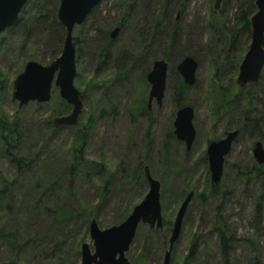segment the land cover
Masks as SVG:
<instances>
[{"label":"rangeland","instance_id":"obj_1","mask_svg":"<svg viewBox=\"0 0 264 264\" xmlns=\"http://www.w3.org/2000/svg\"><path fill=\"white\" fill-rule=\"evenodd\" d=\"M162 2L103 0L82 25L74 28L72 36L77 45L74 87L83 94L82 112L74 127L52 129L49 124L71 111L58 96L57 88H52L51 99L45 104L30 103L18 108L11 100L12 82L27 62L46 66L60 54L64 31L54 36L52 30L54 22L58 24L59 0H29L16 28L0 36V89L5 88V95H0V119L16 121L23 133V152L42 160L34 173L49 177L44 186L48 179L58 184L48 201L41 203L39 215L54 219L48 222L21 221L20 215L38 199L30 189L32 170L15 183L18 193L25 197V204L10 216L6 210L0 211V227L3 231L16 230L22 247L2 250L0 264H80V246L87 244L92 252V242L88 226L72 215L70 209L93 207L97 214L89 221L95 220L99 229L104 230L114 226L125 212L129 215L146 195L148 185L138 181L131 189L108 187L101 204L100 188L105 177L93 175L89 179L78 178L73 194L68 193L63 172L68 161L76 162L80 156L70 150L81 142L84 159L105 164L107 174L112 176L110 183L115 184L122 174L128 176L138 168L142 175L143 167H148L161 184L163 222L173 225L180 204L189 192L194 193L170 264H223L214 230L217 208L230 240L228 264H264L262 178L256 173L258 164L251 152L256 142L264 147V139L246 135L233 143L224 160L218 198L208 196L210 180L207 158L204 159L207 145L240 125L246 111L260 121L264 133V70L262 79L252 86L241 89L235 84L238 66L250 44V36L246 35L239 40L240 51L230 55L236 69L220 68L224 43H218L211 31L212 24L220 22L218 11L213 10L214 0H167L162 21L169 27L177 20L178 30L177 42L169 50L167 38L145 37L144 31L151 28ZM235 2H221L227 19L232 17ZM115 28L120 32L110 39L109 34ZM52 54L55 56L51 58ZM186 56H194L198 65L195 84L186 86L181 101L183 106L193 109L195 139L189 150L173 135L177 110L171 96L177 82L176 65ZM156 60L168 63L164 98L160 106L152 103L149 117L140 116L137 111L146 106L148 96V84L144 86L143 80ZM219 87H229L231 100L234 96L236 99L219 106ZM62 103L68 110L64 111ZM261 172L264 176V165ZM0 173L8 176L10 171L3 165ZM183 190L185 195L178 201L177 195ZM201 194L205 195L202 199ZM44 202L51 213H46ZM169 236L165 241L161 232L141 225L125 257L130 264H162ZM193 237L197 239L196 254L186 261Z\"/></svg>","mask_w":264,"mask_h":264},{"label":"water","instance_id":"obj_2","mask_svg":"<svg viewBox=\"0 0 264 264\" xmlns=\"http://www.w3.org/2000/svg\"><path fill=\"white\" fill-rule=\"evenodd\" d=\"M103 0H59L56 21L64 31V38L60 54L48 65L37 62H27L21 73L12 82L11 100L22 108L30 103L45 104L51 99L52 88L58 89V96L71 111L67 116L54 118L55 128L74 127L78 123L82 112V99L74 87L76 77V42L72 36L76 26L82 25L90 13ZM29 0H0V36L9 31L19 18V15ZM222 0H214L213 10L221 7ZM255 13L250 18V44L239 66L235 84L244 89L254 85L264 70V0L255 1ZM119 34V28L113 29L111 39ZM197 61L190 56L182 58L176 65V73L187 87L195 84ZM168 63L156 60L146 74L148 96L146 108L150 111L152 103L160 106L164 98ZM193 109L183 106L175 113L173 121V135L185 144L189 150L195 139L192 125ZM239 132L229 131L225 136L210 142L206 148V158L210 183H220L225 157L230 153ZM252 157L256 164L264 165V147L256 142L252 147ZM143 176L148 185L144 198L135 205L128 217L118 225L101 230L95 220L88 225V235L92 242L91 252L87 244L80 246V264H130L125 254L135 238L139 225L147 226L150 230L163 227L161 214V184L155 180L148 167L143 168ZM194 197L189 192L180 204L168 239V249L164 254L162 264H170V256L174 244L178 240L183 219L188 205ZM6 264V263H1Z\"/></svg>","mask_w":264,"mask_h":264},{"label":"trees","instance_id":"obj_3","mask_svg":"<svg viewBox=\"0 0 264 264\" xmlns=\"http://www.w3.org/2000/svg\"><path fill=\"white\" fill-rule=\"evenodd\" d=\"M255 1L256 0H236L234 5V12L232 14V17L230 19H227V16L225 14L224 8L220 7L218 10V15L220 18L219 24H212L213 29L211 31L213 32L214 37H216V41L218 43H224L222 46V52L224 53V59L221 63L220 68L227 67L231 69H236L235 62L233 63V58L230 56L232 53H238L240 50L238 49V43L241 38V36H250V18L255 13ZM167 0H163L160 11H159V17L156 20V24H152L151 28H147L144 33L145 37H149L151 35L152 37H156L157 35L160 36L162 39L168 40V50L174 46L178 39V30H177V20L174 22V24L167 27L163 23L164 18V6ZM29 3V2H28ZM22 12V11H21ZM217 12V11H216ZM19 20V18H18ZM17 20V21H18ZM17 21L13 25V28H16ZM231 24V26H227V24ZM54 29L53 35L59 36V32H63V29L58 26L54 22ZM56 25V26H55ZM160 26V28H159ZM10 29V30H11ZM9 30V31H10ZM61 37V36H60ZM61 42V39H60ZM264 47V44H263ZM107 49L104 48V58L107 57ZM55 54L51 55V58L54 57ZM167 55L164 56V59H166ZM192 57V56H190ZM194 58V56H193ZM195 59V58H194ZM196 60V59H195ZM219 68V69H220ZM218 69V70H219ZM215 75V74H214ZM216 76V75H215ZM146 77V76H145ZM215 77L213 78V80ZM262 78L260 77L259 80ZM258 80V82H259ZM257 82V83H258ZM143 85L146 86L147 82L146 79L143 80ZM229 87H219L217 92L219 95V106H223V104H231L235 99L236 96H234L231 100V94L228 89ZM187 89V87L183 84L181 78L177 74V82L176 85L171 90V96L175 105L176 110L181 108L183 105L181 104L182 96L184 90ZM0 95H5V88L0 89ZM81 99L83 100V94L80 95ZM228 98H230L227 102H225ZM147 104V103H146ZM63 109L65 111L68 110V106L62 103ZM226 106V105H225ZM137 113L140 116H147L149 117V111L147 110L146 106H141ZM54 115V114H53ZM57 115H60L57 114ZM90 120V119H89ZM91 121L88 122L90 124ZM49 124L52 126V129H56L52 122H49ZM85 129H88V127L84 126ZM234 130H237L239 132L238 138H242L243 136H256L259 139H264V133L262 130V127L260 126V121L256 118H252L248 111L244 113L243 120L240 123V125L236 126ZM80 134V133H79ZM23 133L20 131V129L17 127L16 121L7 122L5 120L0 119V166L3 167L5 165L10 171L9 175H3L0 173V211L6 210L7 214L10 216L15 211V209H20L25 204V197L22 196L20 193H18V189H16V182L19 178H23L22 176L27 175L26 173L30 172L32 170L33 173L29 174L30 180L32 181V186L30 189H32V194L36 196L38 199L33 204V206H29L26 208V212L22 216L21 221H26L27 219L37 221V219H44L46 221H52L54 220L52 216L45 215L44 218L39 215L41 203L43 200L45 202L48 201V197L52 195V192L54 191V188L58 184H56L52 179H48L46 182L47 185L44 186V182L49 177H44L43 175L35 174L34 169L38 167L39 163L42 161L37 155H31L29 153H24L21 149L22 142H23ZM70 152H76L78 155V159H75L72 161H68L66 164V168L63 172L64 179L66 180V190L68 193L73 194V186L75 185V181L82 177L85 179L86 177H90V175L97 176V177H105L103 180V186L101 189V204L104 202L106 194H107V188H133L135 183L140 181L142 185H147L143 174H141V168H138V170L132 172L128 176H122L116 181V183H110L112 181V176L107 174V170L105 167V164L103 163H96L94 161H89L87 159H84L83 156V143L81 142L79 145H74L73 148H71ZM69 152V153H70ZM206 159V157L204 158ZM262 165H256L255 170L258 176L262 178V188H263V196H264V176L261 172ZM144 168V167H143ZM139 174V176L137 175ZM143 173V169H142ZM105 175V176H104ZM88 179H86L88 181ZM52 181V182H51ZM109 183V184H108ZM210 183V182H209ZM219 187L220 183L213 185L209 184V195L213 198H218L219 196ZM44 189L42 192L41 190ZM178 201L183 198L185 195V190L180 191L178 193ZM162 196V193H161ZM205 195L201 194L199 198H203ZM43 203V208L45 209L46 213H51V210L46 207V203ZM83 206V205H82ZM84 207V206H83ZM87 210V211H86ZM95 210V212L93 211ZM72 211V215H76V217H80L84 223L85 226H88L90 223V219L96 217V209L92 207H85L81 211H76L74 209H70ZM83 212V213H82ZM128 213V212H127ZM125 212V215H123L115 224L117 225L122 221L126 215H128ZM22 214V213H21ZM19 215V214H17ZM114 224V225H115ZM141 226V225H139ZM139 228V227H138ZM172 229V223L171 222H163V227L159 230H156V232H161L163 239H167L168 235L170 234ZM214 230L217 233V241L218 244L221 247V256L223 264H228V249H229V243L230 240L226 237L225 229L223 226V218L221 216L220 210L216 209L215 214V227ZM42 233V232H41ZM18 232L16 230H9V231H3L2 227H0V252L2 250H19L21 249L22 245L19 241ZM197 239L193 237V239L190 242V246L188 249V254L186 256V261L192 258L194 254H196V245ZM165 244V243H164Z\"/></svg>","mask_w":264,"mask_h":264},{"label":"flooded vegetation","instance_id":"obj_4","mask_svg":"<svg viewBox=\"0 0 264 264\" xmlns=\"http://www.w3.org/2000/svg\"><path fill=\"white\" fill-rule=\"evenodd\" d=\"M102 2H103V1H102ZM102 2H101V3H102ZM101 3H100V4H101ZM100 4H99V5H100ZM97 7H98V6H97ZM97 7H96V8H97ZM159 11H160V9L158 10V14H157V16H156V18H155V20H154V24H156V20H157L158 17H159ZM119 32H120V29H119ZM109 37H110V34H109ZM110 39H111V38H110ZM75 42H76V41H75ZM183 84H184V83H183ZM182 107H183V106H182ZM179 109H180V108H179Z\"/></svg>","mask_w":264,"mask_h":264}]
</instances>
